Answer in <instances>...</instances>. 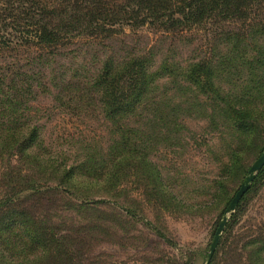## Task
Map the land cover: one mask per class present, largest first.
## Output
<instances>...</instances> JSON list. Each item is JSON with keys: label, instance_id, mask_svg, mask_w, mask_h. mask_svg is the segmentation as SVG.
<instances>
[{"label": "rangeland", "instance_id": "1", "mask_svg": "<svg viewBox=\"0 0 264 264\" xmlns=\"http://www.w3.org/2000/svg\"><path fill=\"white\" fill-rule=\"evenodd\" d=\"M255 7L263 16L264 4ZM237 27L241 35L126 29L2 50L0 212L11 202V217L24 211L34 230L52 229L62 264L70 255L74 264H206L226 216L219 264H246L247 242L264 228V177L252 187L256 173L235 217L226 210L264 153V21ZM140 56L155 57L150 71L161 77L132 110L112 113L96 78L107 59ZM201 58L216 68L217 93L181 77ZM163 60L173 66L164 71Z\"/></svg>", "mask_w": 264, "mask_h": 264}, {"label": "trees", "instance_id": "2", "mask_svg": "<svg viewBox=\"0 0 264 264\" xmlns=\"http://www.w3.org/2000/svg\"><path fill=\"white\" fill-rule=\"evenodd\" d=\"M263 4L264 0H0V52L28 47L58 48L75 37L92 41L113 39L126 29L135 32L149 28L177 40L208 26L215 29L224 26L227 34L238 30L241 35L243 28L237 26L250 23L252 17L257 23L264 21V15L255 11V6ZM153 58L140 56L118 63L111 58L106 60L94 85L106 99L109 111L132 110L145 93L146 83L161 77L150 71ZM161 66L165 71L173 64L163 60ZM215 69L212 61L201 58L182 69L181 77L201 91L206 84L213 86L217 93L213 83ZM263 177L264 167L252 187ZM2 206L7 213L0 212V264H62L59 258L65 254L59 248L62 245L47 243V238L56 237L52 229L34 230L38 226L27 219L24 211L13 212L11 217L16 204L5 201ZM238 209L239 206L234 217ZM247 246L252 253L247 252L248 257L243 258L248 261L246 264H264V228L249 238ZM219 254L215 251L208 264H219ZM251 257L256 260L252 262ZM76 259L70 255L67 261L74 264Z\"/></svg>", "mask_w": 264, "mask_h": 264}, {"label": "water", "instance_id": "3", "mask_svg": "<svg viewBox=\"0 0 264 264\" xmlns=\"http://www.w3.org/2000/svg\"><path fill=\"white\" fill-rule=\"evenodd\" d=\"M264 166V153L252 164V166L250 167L247 176L245 177V180L243 182V184L241 185V187L239 188V190L236 192L234 198L232 199V201L230 202L226 213L231 214L235 211L237 205L239 204L240 200L242 199V197L244 196V194L248 191L252 181L254 180L256 173L259 172L261 170V168ZM227 223V217L224 216L216 230L213 242L210 246V251L207 257V262L206 264H208L217 248V245L219 243L221 234L225 228V225Z\"/></svg>", "mask_w": 264, "mask_h": 264}]
</instances>
